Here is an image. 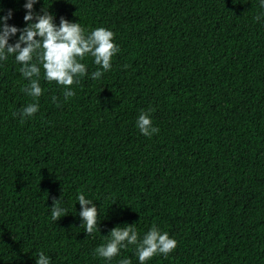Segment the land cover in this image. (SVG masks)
<instances>
[{"label": "trees", "instance_id": "1", "mask_svg": "<svg viewBox=\"0 0 264 264\" xmlns=\"http://www.w3.org/2000/svg\"><path fill=\"white\" fill-rule=\"evenodd\" d=\"M26 0H0L25 26ZM260 0H39L119 47L98 80L94 58L71 88L44 79L37 102L22 65L0 61V264H139L136 245L94 255L110 230L153 226L177 241L146 264H264V8ZM260 15L259 21L254 17ZM19 33L11 37L15 43ZM57 98L54 102L52 97ZM159 132L137 127L141 112ZM13 113H17L13 116ZM98 209L87 235L77 196ZM67 210L51 219L53 201ZM91 207V205H89Z\"/></svg>", "mask_w": 264, "mask_h": 264}, {"label": "clouds", "instance_id": "2", "mask_svg": "<svg viewBox=\"0 0 264 264\" xmlns=\"http://www.w3.org/2000/svg\"><path fill=\"white\" fill-rule=\"evenodd\" d=\"M38 2L39 0H26L23 28L8 23L13 15L11 9L6 15L0 16V61H6L9 56H14L15 61L22 65L19 69L22 77L29 81L21 90L37 101L22 109L19 113L21 122L34 116L39 110L38 98L43 94L39 83L41 68L47 82H55L64 87L63 95L67 100L75 95L71 86L79 83L80 78L87 75L86 65L81 62L86 56L94 58L98 69L91 73V78L98 80L104 72L111 70L112 58L119 52V47L114 42L113 31L99 27L86 34L79 23L70 22L64 17L60 18L57 25L54 16L48 11L42 9V14L34 12V5ZM259 6L264 8V0H260ZM2 11L3 8L0 7V12ZM259 19L260 15L254 17L256 21ZM17 33L19 36L15 43H9L10 38L15 37ZM52 99L58 103L55 96ZM16 115L17 113H13V116ZM136 124L140 132L149 138L159 132V128L153 126L151 116L146 112H141ZM77 201L81 206L79 217L85 233L91 235L97 230L98 209L83 193L77 196ZM65 215L67 210L61 208L59 200L54 198L51 219L57 221ZM108 236V242L94 250L95 256L108 261L128 245H136L139 264H146V261L157 254L167 256L177 247L175 239L155 226L146 232L142 239L132 224L123 227L117 225L110 230ZM36 264H50V258L41 252L37 256ZM118 264H131V261L123 258Z\"/></svg>", "mask_w": 264, "mask_h": 264}]
</instances>
